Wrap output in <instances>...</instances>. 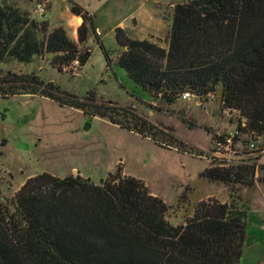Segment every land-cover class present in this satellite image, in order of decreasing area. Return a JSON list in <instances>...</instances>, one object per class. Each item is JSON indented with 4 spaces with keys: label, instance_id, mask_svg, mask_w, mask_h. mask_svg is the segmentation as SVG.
Instances as JSON below:
<instances>
[{
    "label": "trees",
    "instance_id": "obj_1",
    "mask_svg": "<svg viewBox=\"0 0 264 264\" xmlns=\"http://www.w3.org/2000/svg\"><path fill=\"white\" fill-rule=\"evenodd\" d=\"M71 12L85 19L79 44L63 27L40 42L31 34L37 23L0 0V42L7 48L14 45L12 55L19 62L46 51L59 54V70L75 60L81 69L92 52L78 45L95 27L92 22L88 27V13L81 6L71 3ZM114 34L121 50L117 65L147 94L165 105L174 104L185 92L199 98L215 94L225 110H237L247 119L242 134L264 137V0L177 4L168 49L159 42L133 39L121 27ZM99 42L111 63L110 52ZM22 94L81 110L89 119L86 129L95 117L106 118L160 147L177 145V150L193 153L133 108L100 101L94 92L79 98L32 74L9 72L0 77V97ZM201 177L255 184V170L248 165L212 163ZM168 211L164 200L133 176L109 173L97 185L80 175L61 178L43 172L29 178L10 203L0 201V264H241L245 211L204 201L194 217L179 225L167 219Z\"/></svg>",
    "mask_w": 264,
    "mask_h": 264
},
{
    "label": "rangeland",
    "instance_id": "obj_2",
    "mask_svg": "<svg viewBox=\"0 0 264 264\" xmlns=\"http://www.w3.org/2000/svg\"><path fill=\"white\" fill-rule=\"evenodd\" d=\"M141 1L167 27L174 7L189 0ZM76 2L88 5L96 15L92 21L87 12L88 27L92 22L95 31L78 45L81 51L92 50L84 67L73 73L65 71L69 63L61 71L59 54L46 51L34 55L29 62H19L12 55L14 45L7 48L0 42V77L9 72L32 74L79 98L94 92L100 101L111 100L133 108V113L171 133L186 149L193 148V153L179 151L177 145L170 149L160 147L152 139L106 118L95 117L86 129L89 119L81 110L62 107L44 97H0V201L10 203L29 178L43 172L61 178L80 175L97 185L109 173L120 172L141 180L152 195L162 198L169 206L167 219L174 225L194 217L204 201L229 203L245 211L247 230L241 264H264V137L243 133L236 141L235 148L247 155L235 158L232 165L254 169L253 186L202 178L205 168L218 163L212 154L216 135L235 130L239 120L222 107L215 94L203 98L195 95L186 101L179 98L174 104L165 105L137 86L117 65L121 50L114 29L132 23L131 14L137 9L138 0H6L7 5L37 23L31 34L38 41L45 42L54 29L63 27L69 38L79 44V29L85 19L71 12V3ZM38 4L43 5L44 13L37 10ZM136 23L137 18H133V25ZM163 32L157 42L168 49L170 31L164 27ZM99 41L110 52L111 63ZM250 143L257 148L248 153Z\"/></svg>",
    "mask_w": 264,
    "mask_h": 264
},
{
    "label": "built area",
    "instance_id": "obj_3",
    "mask_svg": "<svg viewBox=\"0 0 264 264\" xmlns=\"http://www.w3.org/2000/svg\"><path fill=\"white\" fill-rule=\"evenodd\" d=\"M37 10L44 13V7L41 4L37 5ZM76 32V31H75ZM92 50H89L91 52ZM80 62L79 60H75L71 62L68 66L64 67L65 71L75 72L79 69ZM195 95L190 92H185L180 96L181 100H191ZM231 114H236L239 120V126L233 130L228 132L227 134H217L214 141V147L212 149V154L214 159L218 162L217 165L221 167H229L233 164V160L235 158H242L247 155L244 150H240L235 148L237 139L242 135L241 127L245 126V120L242 118L241 113L237 110H227ZM229 113V114H230ZM256 145L254 143H250L247 148V152L256 151ZM232 162V163H231Z\"/></svg>",
    "mask_w": 264,
    "mask_h": 264
},
{
    "label": "crops",
    "instance_id": "obj_4",
    "mask_svg": "<svg viewBox=\"0 0 264 264\" xmlns=\"http://www.w3.org/2000/svg\"><path fill=\"white\" fill-rule=\"evenodd\" d=\"M135 4H137V9L135 10L134 13L131 14L132 23L129 24L128 26L124 24L121 27L127 31V33L129 34L131 38L136 39V40H150V41L157 42L158 41L157 39L163 37L164 35V32H163L164 27L170 31L171 23L168 22L167 27H166L163 19L159 18L156 13L151 12V10L147 8V6L145 5L143 1L138 0V2H136ZM78 5L81 6L85 11L89 12L90 16L92 17V21L96 19L95 13L88 7V5L83 6V5H80L79 3ZM133 18L134 19L137 18L138 24L136 23L135 25H133ZM97 32L100 34L101 30L97 28Z\"/></svg>",
    "mask_w": 264,
    "mask_h": 264
},
{
    "label": "water",
    "instance_id": "obj_5",
    "mask_svg": "<svg viewBox=\"0 0 264 264\" xmlns=\"http://www.w3.org/2000/svg\"><path fill=\"white\" fill-rule=\"evenodd\" d=\"M0 45H1V43H0ZM244 120L246 121L247 119H246V118H244Z\"/></svg>",
    "mask_w": 264,
    "mask_h": 264
}]
</instances>
